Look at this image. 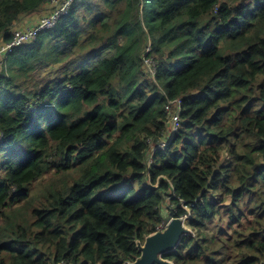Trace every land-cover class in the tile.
<instances>
[{"label": "trees", "instance_id": "1", "mask_svg": "<svg viewBox=\"0 0 264 264\" xmlns=\"http://www.w3.org/2000/svg\"><path fill=\"white\" fill-rule=\"evenodd\" d=\"M45 2L0 0V39ZM5 60L0 264H133L170 211L198 235L164 259L264 264V0H75ZM38 63L63 76L22 91Z\"/></svg>", "mask_w": 264, "mask_h": 264}, {"label": "built area", "instance_id": "2", "mask_svg": "<svg viewBox=\"0 0 264 264\" xmlns=\"http://www.w3.org/2000/svg\"><path fill=\"white\" fill-rule=\"evenodd\" d=\"M74 3L75 0H46L45 5L41 9L43 10V14L37 16L36 19L32 21L30 26L20 27L18 25L20 20L14 24L11 30V40L8 42H4L3 40L0 41V59L2 64L7 56L13 54L18 48L33 43V41H35L43 31L54 29L60 23V21L67 14H69ZM40 11L36 13H39ZM149 52L150 48L148 47L144 51V58H147ZM143 68L145 70L146 78L149 76L155 80L158 73V65L154 62V60L147 58ZM166 112L169 119L170 132L167 139H161L156 145L152 143V151L149 155L151 163L154 160V155L156 152L165 150L174 137L179 133L182 126L183 100L178 98L176 100L169 101L166 106ZM151 142V140L148 141L149 144ZM175 198L176 196L172 197V199ZM181 218L183 220H188L189 216ZM168 223L169 222H164L162 225L157 227V232L164 231L168 227Z\"/></svg>", "mask_w": 264, "mask_h": 264}, {"label": "rangeland", "instance_id": "3", "mask_svg": "<svg viewBox=\"0 0 264 264\" xmlns=\"http://www.w3.org/2000/svg\"><path fill=\"white\" fill-rule=\"evenodd\" d=\"M3 39H0V41H2ZM7 58V57H6ZM1 59H0V70L1 69ZM66 65V64H65ZM9 66V62L4 60L3 64H2V68L7 69ZM38 69H36L34 72H30L29 74V78L28 79H22L20 81H17L18 85H20L21 90L23 91H34L43 86H45V84H49L52 83L54 81H56L57 79H60L63 75L61 73V68L62 65H56V67L52 66V67H46V66H41V64H37ZM24 82V83H23ZM23 83V84H22ZM73 174V172H69L66 173V175L71 176ZM53 178L52 176H48L46 177L42 182L36 184L35 189H39L40 188V184H46L47 182H49L51 179ZM72 182V179H71ZM168 220L167 222H170L171 219L175 218V215L173 213L168 214ZM185 226L188 230L187 233H189L190 235H194L197 236L198 232H196L195 230H193L190 226V223L188 220H185ZM228 225V218L226 216L223 217H216L215 219H213L212 221L207 223V226L205 228L202 229L203 232L208 233L209 235H217L218 231L221 229V227L225 226L224 229L227 233H231L229 226Z\"/></svg>", "mask_w": 264, "mask_h": 264}, {"label": "water", "instance_id": "4", "mask_svg": "<svg viewBox=\"0 0 264 264\" xmlns=\"http://www.w3.org/2000/svg\"><path fill=\"white\" fill-rule=\"evenodd\" d=\"M185 222L181 217H175L164 231L148 237L141 246V258L133 264H173L170 260L164 259L163 255L177 249L183 237L188 234Z\"/></svg>", "mask_w": 264, "mask_h": 264}, {"label": "crops", "instance_id": "5", "mask_svg": "<svg viewBox=\"0 0 264 264\" xmlns=\"http://www.w3.org/2000/svg\"><path fill=\"white\" fill-rule=\"evenodd\" d=\"M43 14V10H41L39 13H35L29 16H24L20 19V21L18 22V25L20 27H26V26H30L32 21L36 19L37 16L42 15Z\"/></svg>", "mask_w": 264, "mask_h": 264}]
</instances>
